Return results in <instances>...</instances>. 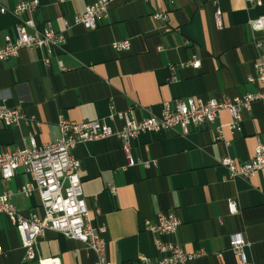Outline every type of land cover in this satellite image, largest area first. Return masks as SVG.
<instances>
[{
  "label": "crops",
  "instance_id": "obj_1",
  "mask_svg": "<svg viewBox=\"0 0 264 264\" xmlns=\"http://www.w3.org/2000/svg\"><path fill=\"white\" fill-rule=\"evenodd\" d=\"M16 1L0 0L6 9L0 13V43L3 34L13 35ZM94 1L39 0L35 21L50 20L61 31L63 19ZM155 12L167 13V21L153 19ZM259 15H264V0L260 6L245 0H112L95 29H67L65 42L53 49L47 65L39 48L21 49L0 62V104L19 107L37 121L0 125V151L27 146L31 134L38 145L55 141L60 115L80 122L131 107L139 120L159 115L161 102L168 99H223L263 91V85L246 79L258 58L247 22ZM258 37L264 42L263 35ZM123 39L129 40V49L115 50L112 43ZM193 57L200 60L198 69L185 64ZM240 114L241 131L224 128L223 140L216 139L215 125L207 123L190 126L185 135L177 127L140 132L132 140L131 152L139 161L133 166H126L115 135L71 150L80 162L91 226L104 227L101 237L109 262L139 264L140 256L157 261L160 255L145 220L154 222L158 212H172L180 223L170 239L186 253H201L185 264H240L229 248V237L235 234L246 242L243 264H264V172L231 179L219 163L225 156L249 160L257 138L264 141V105L254 101ZM230 119L221 112L220 122ZM105 121L115 129L121 126L119 120ZM26 182L32 177L23 168L9 180L0 175V192L13 193L12 202L22 215L41 216L37 193L19 192ZM228 199L235 202L236 212L228 211ZM0 247V264H38L25 258L18 231L1 213ZM36 255L58 258L60 264L95 260L84 243L52 230L37 238Z\"/></svg>",
  "mask_w": 264,
  "mask_h": 264
},
{
  "label": "built area",
  "instance_id": "obj_2",
  "mask_svg": "<svg viewBox=\"0 0 264 264\" xmlns=\"http://www.w3.org/2000/svg\"><path fill=\"white\" fill-rule=\"evenodd\" d=\"M64 2L66 0H57ZM112 0H95L84 7L80 13H74L70 19H63L64 29L57 31L50 20L37 24L35 12L39 0H17L11 13L16 18L13 25V35L5 33L0 43V62L18 55L21 49L39 48L43 51V63H49V57L54 48L65 42V31L74 25L84 29H95L98 20L107 17L108 6ZM247 3L260 6L263 0H245ZM6 9L0 6V13ZM153 19L167 21V13L155 12ZM214 19L219 26L220 11L216 8ZM248 29L250 38L258 49V58L254 63V72L247 76L248 82H257L264 86V42L258 35L264 36V15L249 19ZM130 43L123 39L112 43L117 51H127ZM185 64L192 68L200 67V60L193 57ZM259 101L264 105L263 91L248 92L242 95L223 99H168L161 102L160 114L149 115L136 120L132 116V108L123 111L111 109L104 118L86 121H70L61 115L57 119L59 137L50 143L38 145L34 135L28 136V145L23 148L5 147L0 151V175L9 180L19 168L29 172L32 182H26L20 189L24 195L35 191L39 197L41 216L35 213L22 215L12 202V192H0V213L14 225L19 233L21 246L26 259H37L38 264H60L58 258L40 259L36 255L37 238L43 236L46 230L62 234L66 238L76 239L86 245L95 254V260L90 264H113L105 257V240L101 237L104 227L97 230L91 226L90 217L82 193L80 180V162L72 156L71 150L79 143L92 141L115 135L121 139L122 151L126 158V166L137 162L131 152L132 140L140 132L168 130L177 127L181 135L188 133L189 127H200L203 124L215 125V137L223 140V129L231 133L241 131V111L248 109L252 102ZM222 111L228 112L230 121L220 122ZM119 120L118 129L107 124ZM37 123L34 115H25L19 107L8 108L0 104V125L14 127L20 122ZM219 163L223 165L231 179L235 177L249 178L259 170L264 172V141L257 138L254 155L251 159L237 162L234 158L225 156ZM109 191H116L109 185ZM228 211H237L235 202L228 199ZM179 220L172 212H158L155 221L145 220V229L153 235L155 249L160 257L155 262L140 256L139 264H185L200 255L186 253L183 248L170 239L179 226ZM246 242L240 234L229 237V248L237 255L240 264L245 263L243 246ZM1 251V247H0Z\"/></svg>",
  "mask_w": 264,
  "mask_h": 264
}]
</instances>
